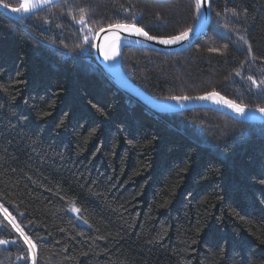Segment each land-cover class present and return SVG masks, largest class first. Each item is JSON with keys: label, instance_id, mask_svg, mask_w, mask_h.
I'll list each match as a JSON object with an SVG mask.
<instances>
[{"label": "trees", "instance_id": "16d2710c", "mask_svg": "<svg viewBox=\"0 0 264 264\" xmlns=\"http://www.w3.org/2000/svg\"><path fill=\"white\" fill-rule=\"evenodd\" d=\"M195 2L0 11V264H264V123L208 108L156 112L92 52L94 33L114 23L179 34ZM120 62L156 97L216 90L264 107V0H211L190 48L126 45Z\"/></svg>", "mask_w": 264, "mask_h": 264}, {"label": "water", "instance_id": "95a60500", "mask_svg": "<svg viewBox=\"0 0 264 264\" xmlns=\"http://www.w3.org/2000/svg\"><path fill=\"white\" fill-rule=\"evenodd\" d=\"M20 1L21 3L23 2V0ZM58 1L61 0H51V3L46 4L42 8L36 9L32 12H19V13L13 12L10 9L4 8L2 5H0V11L12 18L18 19L28 16L34 12H37ZM156 1H167V0H156ZM210 20H211V0H203V7L199 15L196 16L194 22L189 27L192 29V31L190 32L188 38L172 44H163L160 43L159 40H147L142 36H137L134 33L124 31L123 29H110L109 25L104 26L98 29L94 35L92 52L98 65L101 67L103 72L112 80V82L116 86H118L120 89L124 90L125 92H127L134 98L138 99L144 105H146L147 107L151 108L156 112L171 113V112H177V111L193 109V108H208L223 113L238 122L264 123V113L259 112L258 108L246 105L247 108L245 110V113L241 115L235 112L232 108H229L222 101H219V98L198 99V97L204 96L206 93H210L214 91L216 93H219L221 97L234 101L233 99L223 95L222 93L216 90L205 92L202 94H196V95H175V96L191 97V99L184 101H176L169 99V97L172 96L156 97L150 94L149 92H147L139 85H137L134 81H132L122 69L120 61H121V51L124 46L132 45L144 49L155 50L159 52H167V53L181 52L190 48L198 38H200L203 34L207 32ZM126 24H132V23H126ZM137 27H141V26L137 25ZM158 37H162V36H158ZM167 37H163V38H167ZM110 43H119L121 45L119 51V58L116 65H113L110 59L106 60L103 54V51H108Z\"/></svg>", "mask_w": 264, "mask_h": 264}, {"label": "snow or ice", "instance_id": "6c2138e0", "mask_svg": "<svg viewBox=\"0 0 264 264\" xmlns=\"http://www.w3.org/2000/svg\"><path fill=\"white\" fill-rule=\"evenodd\" d=\"M49 3H51V0H23V2L20 3L18 7H12V5L5 3L4 0H0V5H2L4 8L10 9L11 11L18 12V13L19 12H32L36 9L42 8L44 5L49 4ZM202 7H203V0H196L195 10H196L197 15H199ZM79 11H80V16H79L78 22L81 24H84L86 22V19L89 13H87L84 9H80ZM72 19L76 20V16L73 15ZM109 28L110 29H123L124 31L134 33L137 36H142L146 38L147 40H159V42L163 44H172L178 41L185 40L188 38L190 32L192 31V29L189 28L185 31H181L178 35H173L167 38H163V37H158L154 35H149V33L145 31L144 28L137 27L135 23H132V24L115 23V24H110ZM87 39L88 37L86 36L85 40ZM241 39H244V38L241 37ZM212 51H217V50L212 49ZM103 54H104L105 59L107 60V59H113L117 53L115 51H112L111 53H109L108 51H103ZM237 75H239V73H237ZM249 79H251V77ZM253 83H256V81H253ZM257 86L259 87V85ZM216 98H219V101H222L229 108H232L235 112L241 115L245 113V110L247 108L246 105H241V104L236 103L235 101L228 100L224 97H221L219 93H216L214 91L210 93H206L204 96L198 97V99H216ZM169 99L176 100V101H184V100L191 99V97L172 96V97H169ZM258 111L261 113H264V107L258 108ZM261 183H264V180H262ZM5 213L7 214V210H5ZM13 227H16V230L20 231V229L15 224H13ZM25 242L28 243L31 247H35V245H33L27 237H25ZM0 243L7 244L9 243V241H6V240L0 241Z\"/></svg>", "mask_w": 264, "mask_h": 264}, {"label": "bare ground", "instance_id": "6f19581e", "mask_svg": "<svg viewBox=\"0 0 264 264\" xmlns=\"http://www.w3.org/2000/svg\"><path fill=\"white\" fill-rule=\"evenodd\" d=\"M120 46L121 45L119 43H110L109 44L108 52L111 53L112 51H115L117 53L113 59H110V61L113 65H116L118 62Z\"/></svg>", "mask_w": 264, "mask_h": 264}, {"label": "rangeland", "instance_id": "374dc122", "mask_svg": "<svg viewBox=\"0 0 264 264\" xmlns=\"http://www.w3.org/2000/svg\"><path fill=\"white\" fill-rule=\"evenodd\" d=\"M19 1V3L18 4H16V5H12V6H14V7H16V6H19V4L21 3V1L20 0H18ZM196 16H197V14H196ZM196 18V17H195ZM96 33V32H95ZM95 33H94V35H95ZM94 35H93V38H94ZM93 38H92V44H93ZM92 44H91V47H92ZM242 105H244V104H242ZM248 106V105H247ZM255 108H260V107H255Z\"/></svg>", "mask_w": 264, "mask_h": 264}]
</instances>
